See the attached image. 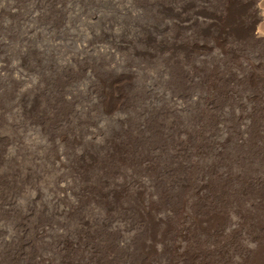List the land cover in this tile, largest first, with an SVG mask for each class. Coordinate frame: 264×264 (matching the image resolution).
Wrapping results in <instances>:
<instances>
[{
  "label": "rangeland",
  "instance_id": "obj_1",
  "mask_svg": "<svg viewBox=\"0 0 264 264\" xmlns=\"http://www.w3.org/2000/svg\"><path fill=\"white\" fill-rule=\"evenodd\" d=\"M195 1L0 0V264H176L163 258V242L177 244L195 202L230 218L264 210V75L235 78L247 62L263 72L264 50L235 47L230 62V38L180 28L193 5L220 7ZM255 4L264 16V0ZM255 25L264 32V20ZM213 62L231 73L217 93ZM198 178L209 179L206 190Z\"/></svg>",
  "mask_w": 264,
  "mask_h": 264
},
{
  "label": "bare ground",
  "instance_id": "obj_2",
  "mask_svg": "<svg viewBox=\"0 0 264 264\" xmlns=\"http://www.w3.org/2000/svg\"><path fill=\"white\" fill-rule=\"evenodd\" d=\"M180 1V0H179ZM195 1V0H194ZM204 1V0H203ZM209 1V0H208ZM257 0H250L247 2V4L245 3V1H232V0H220L219 5L220 7L218 6H214L213 9H211V11H205L203 8L205 7L204 3H197L195 5H193L192 8L193 11L190 15H187V14H182V16L179 18L180 21H179V26L180 28H183V29H187V30H191L192 32H197L198 30H200L202 33H204L205 35H209V34H213L215 37H216V43H218L219 39H224L226 37L230 38L231 40V44L233 46L229 47V51L228 50H223L222 52L225 53L224 54V58L229 60L230 62H232L234 60V57L236 55V49H243L245 46L247 47H251V46H255L257 47L259 50L262 49L264 50V32L262 30V28H260L259 26L256 27V22H258V20L262 19L264 20V16L262 15V13H260L258 11V6L255 4ZM184 2V1H183ZM186 2V1H185ZM191 2V0H190ZM196 2V1H195ZM199 2V1H198ZM211 2V1H210ZM180 3V2H179ZM194 3V2H193ZM206 3V2H205ZM217 3V2H216ZM217 3V5H218ZM157 4V3H156ZM189 5V4H187ZM214 5V4H213ZM181 6V4H180ZM212 6V5H211ZM183 7V6H182ZM207 7V6H206ZM251 8L252 11L250 16L247 15L248 14V9L247 8ZM191 8V7H189ZM212 8V7H211ZM181 9V8H180ZM169 10V9H168ZM169 12V11H168ZM166 15V14H165ZM172 17V16H171ZM170 17V18H171ZM247 18V20H246ZM178 20V19H177ZM187 22V23H186ZM182 29V30H183ZM181 30V29H180ZM158 31V30H157ZM186 31V30H185ZM188 32V31H186ZM177 33V32H176ZM189 33V32H188ZM181 34V33H179ZM178 35V34H177ZM194 35V34H193ZM196 36V35H195ZM198 36V35H197ZM196 36V37H197ZM207 37V36H206ZM212 37V36H211ZM214 37V38H215ZM173 38V37H172ZM191 38V37H190ZM171 39V38H170ZM213 39V38H212ZM182 40V39H181ZM187 40V39H186ZM192 40V39H191ZM214 40V39H213ZM173 41V40H172ZM206 41V40H205ZM229 41V40H227ZM214 42V41H213ZM222 42V41H221ZM226 42V41H225ZM171 43V42H170ZM160 44V43H159ZM182 46H183V43H181ZM230 44V45H231ZM120 45V44H119ZM215 45V43H214ZM175 46V45H174ZM181 46V45H179ZM216 46V45H215ZM229 46V45H228ZM236 47V49H235ZM246 47V48H247ZM185 48V47H184ZM187 48V47H186ZM219 48V47H218ZM228 48V47H227ZM226 48V49H227ZM181 49V48H180ZM223 49V48H221ZM251 49V48H250ZM187 50V49H186ZM245 50V49H244ZM261 50V51H262ZM183 51V50H182ZM258 51V50H257ZM206 52V51H205ZM259 52V51H258ZM179 53V52H178ZM182 53V52H181ZM219 53V52H218ZM260 53V52H259ZM263 54H264V51H263ZM262 54V55H263ZM170 55V54H169ZM205 55V54H204ZM262 57V56H261ZM261 57H259L258 59H260ZM264 57V56H263ZM164 59V58H163ZM257 59V58H256ZM213 60V59H212ZM222 60V59H221ZM226 60V61H227ZM236 60V59H235ZM264 60V59H263ZM167 62V61H166ZM229 62V63H230ZM239 62V61H238ZM241 62V61H240ZM171 63V62H170ZM257 64V63H255ZM264 64V63H263ZM173 65V64H172ZM182 65V64H181ZM200 65V64H199ZM202 65V64H201ZM204 65V64H203ZM212 67H208L210 68V72L212 71V78H211V85L213 86L212 88H214V91L217 90V88H219V79L220 77H223V78H226L227 75L231 74L229 71H225L226 73H223L222 69H223V66L222 65H219L217 64L216 62H213L212 64ZM210 65V66H211ZM224 65V64H223ZM208 66V65H207ZM227 67V66H226ZM229 67V65H228ZM257 67V66H256ZM256 67L254 65V63H249L247 62V64H241L239 65L238 69H237V72H236V76L238 77H235L238 79H241L242 77H244V79H246L249 83H255L256 80L258 81L259 78L261 79L262 76L264 75V68L262 69L263 72H258L256 70ZM261 67V66H260ZM260 67H258L260 69ZM1 68V67H0ZM3 68V67H2ZM208 68H206L208 70ZM237 68V66L235 67ZM234 68V69H235ZM195 69V68H194ZM233 69V70H234ZM1 70V69H0ZM176 71V70H175ZM236 71V70H234ZM208 72V71H207ZM206 72V73H207ZM185 73V72H184ZM186 74V73H185ZM205 74V73H204ZM227 74V75H226ZM234 74V73H233ZM206 76V75H205ZM242 76V77H240ZM199 79V78H198ZM209 79V78H208ZM189 80V79H188ZM221 80V79H220ZM236 80V79H235ZM186 81V79H185ZM198 81V80H196ZM222 81V80H221ZM225 81V80H224ZM261 81V80H260ZM104 82V81H103ZM209 82H210V79H209ZM235 82V81H234ZM207 83V82H206ZM258 83V82H256ZM221 84V82H220ZM210 85V84H209ZM254 85V84H252ZM256 85V84H255ZM260 85V84H259ZM258 85V86H259ZM200 87V86H199ZM205 87V85H204ZM249 87V86H248ZM112 88V87H111ZM187 88V87H186ZM198 88V87H197ZM211 88V89H212ZM264 88V87H263ZM116 89V88H115ZM234 89V87H233ZM223 90V89H221ZM198 91V90H197ZM219 91V90H218ZM216 92V91H215ZM105 93V92H104ZM217 93V92H216ZM222 93V92H221ZM224 93V92H223ZM206 94V93H205ZM219 94V93H218ZM198 95V94H197ZM222 95V94H221ZM217 97V94L215 95ZM214 97V96H213ZM226 99V98H225ZM121 101V100H120ZM221 102V101H220ZM207 103V102H206ZM195 115V114H194ZM205 117V116H204ZM262 119V118H261ZM263 120V119H262ZM204 122V121H203ZM263 122V121H262ZM175 124V123H174ZM254 124V123H253ZM262 125V124H260ZM176 128V127H175ZM243 128V127H242ZM172 129V128H171ZM246 129V128H245ZM259 129V128H258ZM173 131V130H172ZM200 131V130H199ZM254 131V130H253ZM259 132V131H258ZM262 132V131H261ZM264 132V131H263ZM167 133V132H165ZM169 133H171L169 131ZM189 133V132H187ZM197 133V132H196ZM200 133V132H199ZM152 134V133H151ZM157 134V133H156ZM155 134V135H156ZM175 134V133H173ZM246 134V133H245ZM249 134V133H248ZM261 134V133H260ZM264 134V133H263ZM154 135V133H153ZM166 135V134H165ZM164 137H167L165 136ZM243 135V134H241ZM170 136V135H169ZM174 136V135H173ZM178 136V135H177ZM176 136V138H177ZM186 136V135H185ZM206 136V135H205ZM226 136V135H225ZM154 137V136H153ZM261 137V136H260ZM259 137V138H260ZM169 137H167V139L165 140H168ZM180 138V137H179ZM177 138V139H179ZM193 138V137H192ZM197 138V137H196ZM224 138V137H223ZM262 138V137H261ZM155 139V138H154ZM171 139V138H169ZM226 139V138H225ZM153 140V139H152ZM204 140H207V139H204ZM145 141V140H144ZM150 141H151V138H150ZM157 141V140H156ZM164 141V140H163ZM199 141V140H198ZM197 141V142H198ZM209 141V139L207 140ZM147 142V141H146ZM152 142V141H151ZM168 142V141H166ZM165 142V144H167ZM202 142V141H201ZM206 142V141H205ZM204 142V143H205ZM262 142V141H261ZM143 143V142H142ZM161 143V142H160ZM173 143V142H171ZM203 143V142H202ZM207 143V142H206ZM147 144V143H146ZM169 144V142H168ZM175 144V142H174ZM178 144V143H177ZM176 144V145H177ZM170 145V144H169ZM173 145V144H172ZM181 145V143L179 144ZM200 145V144H199ZM219 145V144H218ZM152 146V145H151ZM157 146V145H156ZM198 146V145H197ZM166 147V146H164ZM169 146H167L168 148ZM207 147V145L205 146V148ZM221 147V146H219ZM261 147V146H260ZM148 148V146H147ZM146 148V149H147ZM173 148V146H172ZM171 148V150H172ZM177 148V147H175ZM174 148V149H175ZM179 148V147H178ZM202 148V147H201ZM264 149V147H262ZM145 149V148H144ZM164 149V148H163ZM169 149V148H168ZM261 149V148H260ZM166 150V149H165ZM170 150V149H169ZM170 150V151H171ZM200 150V149H199ZM212 150V149H211ZM223 150V149H222ZM221 150V151H222ZM146 151V150H145ZM163 151V150H162ZM170 151H167L169 153H171ZM175 151V150H174ZM172 150V152H174ZM215 151V150H214ZM220 151V152H221ZM157 152V151H155ZM204 152V151H203ZM224 152V151H223ZM149 153V151H148ZM153 153V152H151ZM212 153V152H211ZM226 152H224L225 154ZM147 154V153H146ZM176 153H174L173 155H175ZM187 154V153H186ZM198 154V153H197ZM219 154V153H218ZM217 154V155H218ZM223 154V155H224ZM264 154V153H263ZM139 155V154H138ZM141 155V154H140ZM143 155V154H142ZM145 155V154H144ZM149 155V154H148ZM152 155V154H151ZM150 155V156H151ZM154 155V154H153ZM152 155V156H153ZM177 155V154H176ZM193 155V154H192ZM220 155V154H219ZM230 156V154H228ZM232 155V154H231ZM236 155V154H235ZM239 155V154H238ZM119 156V155H118ZM147 157V155H145ZM151 156V157H152ZM155 156V155H154ZM224 156H227V155H224ZM139 157V156H138ZM141 157V156H140ZM158 157V156H157ZM160 157V156H159ZM173 157V156H171ZM175 157V156H174ZM223 157V156H222ZM150 158V157H149ZM168 158V157H167ZM196 158V157H195ZM194 158V159H195ZM200 158V157H199ZM217 158H220L219 156ZM216 158V159H217ZM123 159V158H122ZM143 159V158H142ZM156 159V158H155ZM176 159V158H175ZM178 160H180L179 158H177ZM222 159V158H221ZM151 160V159H150ZM157 160V159H156ZM159 160V159H158ZM163 160V158H162ZM171 160V159H170ZM182 160V159H181ZM180 160V162H181ZM188 160V159H187ZM190 160V159H189ZM199 160L201 159H198L197 161L199 162ZM203 160V159H202ZM208 160V159H207ZM205 159V161H207ZM238 160V158H237ZM132 161V160H131ZM149 161V160H148ZM153 161V160H152ZM155 161V160H154ZM164 161V160H163ZM166 161V160H165ZM183 161V160H182ZM196 161V162H197ZM220 161V160H219ZM227 161V160H226ZM134 162V161H132ZM136 162V161H135ZM146 162V161H145ZM172 162V161H171ZM174 162V161H173ZM188 162V161H187ZM204 162V160H203ZM209 162V160H208ZM230 162V161H228ZM130 163V162H129ZM139 163V162H138ZM151 163V161H150ZM166 163V162H165ZM170 163V162H169ZM177 163V162H176ZM175 163V164H176ZM185 163V161H184ZM191 163V162H190ZM189 163V165H190ZM201 163V162H200ZM205 163V162H204ZM203 163V164H204ZM213 163V162H212ZM226 163V162H225ZM222 162V164H225ZM133 164V163H132ZM135 164V163H134ZM140 164V163H139ZM149 164V163H147ZM145 163V165H147ZM154 164V163H153ZM173 164V163H172ZM170 164V165H172ZM178 164H181V163H178ZM186 164V163H185ZM198 164V163H197ZM229 163H227L228 165ZM143 165V164H142ZM163 165V164H162ZM177 165V164H176ZM187 165V164H186ZM200 165V164H199ZM152 166V165H151ZM156 166V165H155ZM182 166V165H181ZM207 166V165H206ZM205 166V167H206ZM219 166V165H218ZM229 166V165H228ZM227 166V167H228ZM149 167V166H148ZM158 167V166H157ZM180 167V165H179ZM184 167V166H183ZM186 167V166H185ZM189 167V166H188ZM197 167V165H196ZM209 167V166H207ZM226 167V166H225ZM226 167V168H227ZM166 168V167H165ZM193 168V166H192ZM195 168V166H194ZM193 168V170H194ZM158 169V168H157ZM164 169V168H163ZM162 169V170H163ZM172 169V168H171ZM182 169V168H181ZM190 169V168H188ZM197 169V168H195ZM202 169V168H201ZM204 169V168H203ZM207 169V168H205ZM228 169V168H227ZM174 170V169H173ZM198 170V169H197ZM208 170H211V166ZM237 170V169H235ZM239 170V169H238ZM148 171V170H147ZM161 171V170H160ZM165 171V170H164ZM184 171V170H183ZM182 171V172H183ZM207 171V170H206ZM150 172V171H149ZM166 172V171H165ZM175 172V171H174ZM236 171H234L235 173ZM148 173V172H147ZM152 173V172H150ZM154 173H156V171H154ZM153 173V175H154ZM158 173V172H157ZM162 173V172H161ZM164 173V172H163ZM233 173V174H234ZM239 173V171H238ZM241 173V172H240ZM239 173V175H240ZM145 174V173H144ZM178 174V173H177ZM191 174V173H190ZM209 174V173H208ZM228 174V173H227ZM236 174V173H235ZM242 174V173H241ZM152 175V176H153ZM166 175V173H165ZM179 175V174H178ZM181 176L183 174H180ZM210 175V174H209ZM213 175V174H212ZM222 176V174H220ZM256 175V174H255ZM164 176V174H163ZM168 176V175H167ZM192 176V175H190ZM197 175L195 174V177ZM216 176V175H215ZM218 176V175H217ZM216 176V177H217ZM220 176V177H221ZM241 176V175H240ZM148 177V176H147ZM165 177V176H164ZM172 177V176H171ZM193 177V176H192ZM199 177V176H198ZM215 177V178H216ZM229 177V176H228ZM230 177H232L230 175ZM229 177V178H230ZM234 177V176H233ZM236 177V176H235ZM237 177L238 174H237ZM243 177V176H242ZM149 178V177H148ZM147 178V179H148ZM170 178V177H169ZM167 178V179H169ZM190 179V177H188ZM194 178V177H193ZM212 178V176H211ZM218 178V177H217ZM146 179V180H147ZM166 179V177L164 178ZM162 179V180H164ZM173 179V177H172ZM175 179V178H174ZM180 179V178H179ZM196 180V178H194ZM214 179V178H213ZM223 179V178H222ZM241 179V177H240ZM239 179V180H240ZM157 180V178H156ZM198 180H200L198 178ZM207 180H209L208 178H205V179H202L200 180L201 182L198 184L197 188L199 189H205L207 188V185H206V182ZM212 180V179H211ZM234 180V179H233ZM238 180V179H237ZM155 181V180H154ZM176 181V180H174ZM187 181V180H185ZM225 180H223V183H224ZM229 181V180H228ZM231 181V180H230ZM242 181V180H241ZM170 182V181H168ZM167 182V183H168ZM173 182V181H171ZM179 182V181H178ZM181 182V180H180ZM191 182V181H190ZM209 182V181H208ZM215 182H218V181H215ZM212 181V183H215ZM227 182V181H226ZM166 183V181H165ZM174 183V182H173ZM176 183V182H175ZM211 183V182H210ZM220 183V182H219ZM250 183V182H249ZM253 183V182H252ZM218 184V183H216ZM227 184V183H226ZM240 184V183H239ZM170 185V184H169ZM176 185V184H174ZM181 185V184H180ZM229 185V184H228ZM235 185H236V182H235ZM241 185V184H240ZM251 184H246L245 186H247ZM68 186V185H67ZM66 186V187H67ZM210 186V184H209ZM212 186V185H211ZM210 186V187H211ZM220 186V185H219ZM244 186V187H245ZM256 186V185H255ZM254 186V187H255ZM70 187V186H69ZM111 187V186H110ZM172 187V186H171ZM176 187V186H175ZM174 187V188H175ZM195 187V186H194ZM215 187V186H213ZM229 187V186H228ZM227 187V188H228ZM234 187V185H233ZM238 188V186H236ZM242 187V186H241ZM258 187V186H257ZM177 188H179L177 186ZM218 188V187H217ZM232 188V187H231ZM259 188V187H258ZM68 189V188H67ZM220 189H221V186H220ZM219 189V190H220ZM229 189V188H228ZM241 189V188H240ZM239 189V190H240ZM244 189V188H243ZM246 189V188H245ZM244 189V190H245ZM248 189V188H247ZM253 189V187H252ZM65 190V189H64ZM63 190V191H64ZM108 190H109V187H108ZM210 190V189H208ZM212 190V189H211ZM222 190V189H221ZM225 190V189H224ZM263 190V189H262ZM261 190V191H262ZM166 191V190H165ZM169 191V190H168ZM188 191V190H187ZM203 191V190H202ZM231 191V190H230ZM242 190H240L241 192ZM104 192V191H103ZM113 192V190H112ZM167 192V191H166ZM171 192V191H170ZM174 192V191H173ZM217 192V190H216ZM227 192H229L227 190ZM226 192V193H227ZM235 192V191H233ZM238 192V191H237ZM107 193V192H106ZM177 193V192H176ZM181 193H184V192H181ZM189 193V192H188ZM203 193V192H202ZM212 193V191H211ZM223 193V191H222ZM236 193V192H235ZM252 193V192H250ZM249 193V194H250ZM254 193H255V189H254ZM253 193V194H254ZM165 194V193H164ZM163 194V195H164ZM173 194V193H172ZM171 194V196H172ZM186 194V193H185ZM184 194V195H185ZM192 194V193H191ZM219 194V193H218ZM221 194V193H220ZM229 195L231 193H228ZM261 194V192H260ZM264 194V193H263ZM168 195V194H167ZM181 195V194H180ZM197 197L199 196H202L199 194V192L197 191L196 194H195ZM194 195V197H195ZM224 195H225V191H224ZM234 195V194H232ZM231 195V196H232ZM237 195V194H236ZM255 195V194H254ZM257 195V194H256ZM221 196V195H220ZM235 196V195H234ZM246 196V195H245ZM244 196V197H245ZM250 196V195H249ZM253 196V195H252ZM263 196V195H262ZM261 196V197H262ZM174 197V196H173ZM184 197V196H183ZM182 197V199H183ZM198 197V198H199ZM226 197V196H225ZM224 197V198H225ZM240 196H238L239 198ZM243 197V198H244ZM255 197V196H254ZM259 197V198H261ZM264 197V196H263ZM172 198V197H171ZM177 198V197H176ZM179 198V197H178ZM192 198V197H191ZM223 198V197H222ZM229 198V197H228ZM241 198V199H243ZM257 198V197H256ZM254 198V199H256ZM258 198V199H259ZM59 199V198H58ZM175 200V198H172ZM181 199V200H182ZM187 199V198H186ZM186 199H184L186 201ZM193 199V198H192ZM207 199V198H206ZM208 199H211V198H208ZM220 199V197H219ZM216 198V201L220 203V200ZM227 199V198H226ZM232 199V198H230ZM229 199V200H230ZM236 199V198H235ZM235 199L233 200L234 201V204H235ZM240 199V198H239ZM251 199V198H250ZM262 199V198H261ZM179 199H177L178 201ZM196 200V199H195ZM222 200V199H221ZM224 200V199H223ZM246 200H249V197L248 199ZM176 201V202H177ZM184 201V202H185ZM194 201V200H193ZM197 201V200H196ZM200 202H195L194 203V206L193 209H191L192 213H187V216H186V219L184 220V222H182L181 226H179V230L178 231V241H177V244L175 246L171 245L172 243H168L167 241L163 242V240L161 239V241L163 242V249L164 251L162 252V256L164 259H167L168 262H170L172 260V256H173V259L176 258V261L178 260L179 262L176 264H264V224H258V225H250L251 223H248L250 222L249 220H254V219H262L261 217L264 216V210H259V209H252V210H248L249 208L245 209V210H235L233 211V215H234V218H230V217H227V213L226 211H224V207L223 208H217L215 207L214 205L213 206H206V204H202L201 203V200H199ZM206 201V200H205ZM211 201V200H210ZM243 203H244V200H242ZM251 202H253L252 200H250ZM256 201V200H255ZM254 201V203H255ZM259 201V200H258ZM257 201V202H258ZM100 202V201H99ZM106 202V201H105ZM109 201H107L108 203ZM130 202H132V200H130ZM134 202V201H133ZM224 202H228L227 201H224ZM249 202V201H248ZM248 202L246 203V205H248ZM250 202V203H251ZM102 203V202H101ZM100 203V204H101ZM179 204V202H177ZM191 203V202H190ZM205 203V202H204ZM230 202H228L229 204ZM232 203V201H231ZM253 203V204H254ZM262 203V202H261ZM106 204V203H105ZM109 204V203H108ZM131 204V203H130ZM144 204V203H143ZM217 204V203H215ZM222 204V202H221ZM224 204V203H223ZM242 204V202H241ZM259 204V203H258ZM257 204V205H258ZM103 205V204H102ZM134 205H137L134 204ZM208 205V204H207ZM218 205V204H217ZM236 205V204H235ZM235 205L234 208H235ZM243 205V204H242ZM242 205H241V209L242 208ZM109 206V205H108ZM111 206V205H110ZM109 206V208H110ZM145 206V205H144ZM143 206V208H144ZM176 206V204L174 203V207ZM181 206V205H180ZM179 206V207H180ZM183 206V205H182ZM230 206V204H229ZM251 206V204H250ZM261 206V205H259ZM104 207V206H103ZM148 206H146L147 208ZM178 207V206H177ZM185 207H187L185 205ZM190 207V206H189ZM227 207V206H226ZM238 207V206H237ZM249 207V206H247ZM252 207V206H251ZM107 208V207H106ZM131 208V207H130ZM145 208V209H146ZM232 210H233V207H231ZM254 208V206L252 207ZM259 208V207H258ZM104 209V208H103ZM136 209V208H135ZM147 209H151V208H147ZM188 209V208H187ZM263 209V208H262ZM111 210V209H110ZM109 210V211H110ZM141 210V209H140ZM179 210V209H178ZM184 210V209H183ZM189 210V209H188ZM188 210H186L188 212ZM230 210V209H229ZM107 211V210H106ZM132 211V209H131ZM144 211V210H142ZM228 211V209H227ZM136 212V210L134 211ZM147 212V210H146ZM65 213V212H64ZM145 213V212H144ZM27 214V213H26ZM29 214V213H28ZM151 214V213H149ZM154 214V212H153ZM147 215V213H146ZM184 216V215H183ZM152 217V216H151ZM167 217V216H166ZM84 218V217H83ZM85 219V218H84ZM150 219V218H149ZM152 219V218H151ZM164 219V217H163ZM163 219H159L158 216L157 218H153L152 221L155 222L156 221H163ZM146 220V219H145ZM148 220V219H147ZM165 221V220H164ZM163 221V222H164ZM84 222V221H83ZM86 223V222H85ZM146 223V222H145ZM160 223V222H159ZM21 224V230L24 229V225L22 223H19ZM84 224V223H83ZM89 224V223H88ZM158 224V222H157ZM156 224V225H157ZM163 223H161L162 225ZM84 225H87V224H84ZM148 225V224H147ZM155 225V224H154ZM180 225V224H179ZM164 226V225H162ZM83 227V226H82ZM144 227V226H143ZM149 228V226H147ZM146 227V228H147ZM159 227V226H158ZM168 228L170 226H167ZM166 226L165 227H161V233L163 231H165V229L167 228ZM145 228V227H144ZM153 228V227H152ZM173 228V227H171ZM157 229V228H156ZM174 229V228H173ZM178 229V228H177ZM144 230V229H143ZM147 231V229H145ZM160 230V229H159ZM171 230V229H170ZM152 231V230H150ZM155 231V230H154ZM175 231V230H174ZM244 232L246 235V242L243 244L242 242H240V240L236 239L237 235L241 232ZM144 232V231H142ZM149 232V231H148ZM147 232V233H148ZM167 232V231H166ZM169 232V230H168ZM173 232V231H172ZM154 233V232H153ZM152 233V234H153ZM175 233V232H174ZM149 234V233H148ZM151 234V232H150ZM173 234V233H171ZM242 234V233H241ZM240 235V234H239ZM152 236V235H151ZM164 236V235H162ZM161 236V237H162ZM170 236V235H168ZM166 236V237H168ZM145 237V236H144ZM147 237V236H146ZM158 237V236H157ZM174 237V236H173ZM172 237V238H173ZM152 238L154 237H151V240ZM160 238V237H159ZM169 238V237H168ZM171 238V237H170ZM155 239L157 240V238L155 237ZM65 240V239H64ZM175 240V239H174ZM244 240V239H243ZM6 241V239H5ZM160 241V240H158ZM62 243V242H61ZM66 243V242H65ZM148 242H146L147 244ZM28 244V243H27ZM68 244V243H66ZM142 245V244H141ZM150 245V244H149ZM162 245V244H161ZM62 246V245H61ZM144 246V245H143ZM151 246V245H150ZM152 247V246H151ZM139 249V248H138ZM143 249V248H142ZM145 249V248H144ZM139 251V250H138ZM145 251V250H144ZM147 251V250H146ZM173 251L175 252V257H174V254H173ZM142 252V250H141ZM138 253V252H137ZM149 253V252H148ZM136 254V253H135ZM142 255V253H140ZM146 254V253H145ZM137 255V254H136ZM168 255V257H167ZM144 255H142L143 257ZM146 257V256H145ZM144 260V259H143ZM67 261V259H66ZM70 261V260H69ZM98 262V261H97Z\"/></svg>",
  "mask_w": 264,
  "mask_h": 264
}]
</instances>
